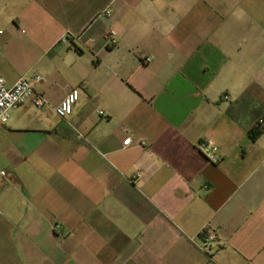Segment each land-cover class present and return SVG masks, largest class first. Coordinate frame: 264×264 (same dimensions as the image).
Segmentation results:
<instances>
[{
	"label": "crops",
	"instance_id": "1",
	"mask_svg": "<svg viewBox=\"0 0 264 264\" xmlns=\"http://www.w3.org/2000/svg\"><path fill=\"white\" fill-rule=\"evenodd\" d=\"M35 73L48 104L0 122V264H264V0H0V74Z\"/></svg>",
	"mask_w": 264,
	"mask_h": 264
},
{
	"label": "built area",
	"instance_id": "2",
	"mask_svg": "<svg viewBox=\"0 0 264 264\" xmlns=\"http://www.w3.org/2000/svg\"><path fill=\"white\" fill-rule=\"evenodd\" d=\"M72 37H74V35L68 34L64 36V39L68 41ZM106 37L109 45H113L116 42L115 32L113 30H111ZM149 60V58H146V61ZM42 81L43 77L40 74H25L20 77L12 86H8L5 78L0 74V122H7L10 118V112L17 107L22 106L31 98L33 99L37 108H42L47 105V98L44 96V94L36 90V85ZM79 95V89L74 88L58 105L53 107L55 114L61 120L68 122V118L71 116L74 106L79 100ZM258 125L264 127V117L259 119ZM131 140V136H128L124 140V145L130 144ZM201 146L211 149L208 151L207 156L210 158V160H212V162H217L219 160L215 154L217 148L213 146L212 143L202 144ZM140 177V173L136 174L131 179V182H134ZM193 242L200 250L208 254L210 258H212L214 249L218 243L215 233L209 231L207 228L201 230L198 234V237L193 239Z\"/></svg>",
	"mask_w": 264,
	"mask_h": 264
},
{
	"label": "trees",
	"instance_id": "3",
	"mask_svg": "<svg viewBox=\"0 0 264 264\" xmlns=\"http://www.w3.org/2000/svg\"><path fill=\"white\" fill-rule=\"evenodd\" d=\"M263 132H264V127L257 124L249 131V135L252 140H256L258 139V137H260V135H262Z\"/></svg>",
	"mask_w": 264,
	"mask_h": 264
}]
</instances>
